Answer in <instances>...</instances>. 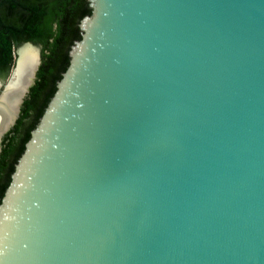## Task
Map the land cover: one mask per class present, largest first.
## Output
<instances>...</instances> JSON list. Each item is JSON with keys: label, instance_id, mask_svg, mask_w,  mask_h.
<instances>
[{"label": "water", "instance_id": "1", "mask_svg": "<svg viewBox=\"0 0 264 264\" xmlns=\"http://www.w3.org/2000/svg\"><path fill=\"white\" fill-rule=\"evenodd\" d=\"M89 2L0 264H264V0Z\"/></svg>", "mask_w": 264, "mask_h": 264}, {"label": "trees", "instance_id": "2", "mask_svg": "<svg viewBox=\"0 0 264 264\" xmlns=\"http://www.w3.org/2000/svg\"><path fill=\"white\" fill-rule=\"evenodd\" d=\"M89 0H0V78L14 66V50L29 42L41 47L34 84L0 150V203L31 132L70 62V50L82 36L80 21L91 15Z\"/></svg>", "mask_w": 264, "mask_h": 264}, {"label": "bare ground", "instance_id": "3", "mask_svg": "<svg viewBox=\"0 0 264 264\" xmlns=\"http://www.w3.org/2000/svg\"><path fill=\"white\" fill-rule=\"evenodd\" d=\"M18 53L17 69H12L8 82L2 83L0 81V147L4 135L12 127L20 106L36 76L37 50L32 47H23Z\"/></svg>", "mask_w": 264, "mask_h": 264}, {"label": "rangeland", "instance_id": "4", "mask_svg": "<svg viewBox=\"0 0 264 264\" xmlns=\"http://www.w3.org/2000/svg\"><path fill=\"white\" fill-rule=\"evenodd\" d=\"M14 56H15V58H16V49L14 50ZM14 58V60H16ZM13 69V68H12ZM9 78H10V71H9V73L5 76V77H3V78H0V81L3 83H5V82H7L8 80H9ZM12 128V127H11ZM10 128V129H11ZM5 136V135H4Z\"/></svg>", "mask_w": 264, "mask_h": 264}, {"label": "flooded vegetation", "instance_id": "5", "mask_svg": "<svg viewBox=\"0 0 264 264\" xmlns=\"http://www.w3.org/2000/svg\"><path fill=\"white\" fill-rule=\"evenodd\" d=\"M15 59H16V58H15ZM2 78H3V77H2ZM8 81H9V80H8ZM8 81H7V82H8ZM2 88H4V86H2Z\"/></svg>", "mask_w": 264, "mask_h": 264}]
</instances>
